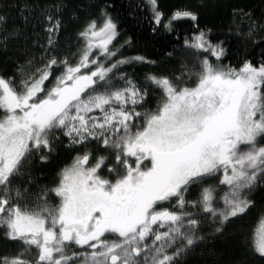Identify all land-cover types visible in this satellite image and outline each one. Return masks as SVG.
Segmentation results:
<instances>
[{
  "label": "snow or ice",
  "instance_id": "1",
  "mask_svg": "<svg viewBox=\"0 0 264 264\" xmlns=\"http://www.w3.org/2000/svg\"><path fill=\"white\" fill-rule=\"evenodd\" d=\"M9 6L0 264H188L237 222L230 264H264V0L216 32L145 0L151 34L174 37L158 59L123 54L114 3L77 5L71 31L66 0Z\"/></svg>",
  "mask_w": 264,
  "mask_h": 264
},
{
  "label": "trees",
  "instance_id": "2",
  "mask_svg": "<svg viewBox=\"0 0 264 264\" xmlns=\"http://www.w3.org/2000/svg\"><path fill=\"white\" fill-rule=\"evenodd\" d=\"M18 0H0V9L9 15L10 21H15L16 24L23 26V21L17 13L16 7L9 5L17 3ZM40 2L47 3L50 0H40ZM68 9L64 12V19L68 24V31L74 27L73 21L70 19L71 13L77 5H91L95 3H114L116 11L114 15L118 16V23L121 32L120 38L116 41L117 45L123 43L129 37L132 38L133 44L131 47L122 49L125 56H131L138 53L147 54L153 59H158L163 53L170 49L173 36H166L163 34L153 36L150 31L149 19L150 12L145 7V0H66ZM161 10L169 14L176 8L191 7L200 13L201 23L212 27L214 32L217 29H224L228 22L229 5L240 4L245 7H252L257 14L261 9V0H158ZM87 9L81 13V17L87 14ZM185 25L181 24L183 29ZM33 29L31 25L28 27V33ZM36 31H40L37 25ZM66 32H61V41H63ZM223 36V32L217 33ZM41 41L44 35L40 33ZM30 43V41H29ZM15 47V45H13ZM225 63H228L226 60ZM8 70H12L11 64ZM131 70V69H130ZM63 159V156L60 158ZM59 161H55L53 165L46 168L45 171L49 174ZM39 175V173H37ZM41 183L44 181L41 180ZM243 222H237L235 225H230L226 229L224 237H218L211 241L208 245H201L188 258V264H215L219 261L220 264H230L231 260L238 254L237 240L233 238V234L241 229ZM214 251V254H212Z\"/></svg>",
  "mask_w": 264,
  "mask_h": 264
},
{
  "label": "rangeland",
  "instance_id": "3",
  "mask_svg": "<svg viewBox=\"0 0 264 264\" xmlns=\"http://www.w3.org/2000/svg\"><path fill=\"white\" fill-rule=\"evenodd\" d=\"M126 71H131L130 69H125ZM9 247H11V246H9Z\"/></svg>",
  "mask_w": 264,
  "mask_h": 264
}]
</instances>
